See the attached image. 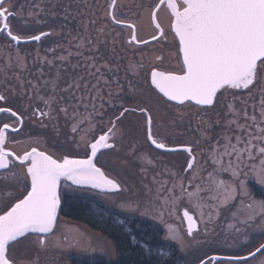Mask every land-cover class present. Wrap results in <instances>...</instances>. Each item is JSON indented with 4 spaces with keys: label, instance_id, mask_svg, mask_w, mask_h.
Wrapping results in <instances>:
<instances>
[{
    "label": "snow or ice",
    "instance_id": "obj_1",
    "mask_svg": "<svg viewBox=\"0 0 264 264\" xmlns=\"http://www.w3.org/2000/svg\"><path fill=\"white\" fill-rule=\"evenodd\" d=\"M57 9L65 21L81 13L86 20L67 47L57 44L43 55L37 49L29 59L21 48L54 35L34 26L56 17ZM17 19L21 30L14 32L10 21ZM144 20L148 38L139 36ZM124 29L127 46L140 53L128 60L125 76L143 79L146 88L131 82L125 88L119 78L123 56L116 47ZM0 35L8 41L0 46V105L13 96L26 101L16 110L0 106V264H57L53 252L87 251L84 234L63 230L60 219L63 208L86 193L120 197L122 213L162 223L166 216L180 219L183 208L185 230L165 223L164 238L181 251L220 224L196 264H264V242L246 254L213 248L220 236L229 248L241 238L251 247L255 233L264 236V0H106L100 19L88 0H77L75 8L62 0H26L19 7L0 0ZM186 108L197 110L199 138L177 142ZM207 113L215 117L204 119ZM26 115L41 127L47 120L58 134L64 121L63 155L42 150L38 145L46 141L39 139L16 150L19 142L9 131L18 134ZM136 115L143 122L126 123ZM104 116L107 125L98 132L97 118ZM141 131L154 151L183 153L185 163L161 168L135 143L122 153L124 141ZM119 223L126 227L125 219ZM128 234L153 255L152 247ZM156 254L168 251L157 247Z\"/></svg>",
    "mask_w": 264,
    "mask_h": 264
},
{
    "label": "rangeland",
    "instance_id": "obj_2",
    "mask_svg": "<svg viewBox=\"0 0 264 264\" xmlns=\"http://www.w3.org/2000/svg\"><path fill=\"white\" fill-rule=\"evenodd\" d=\"M95 1L98 4V6L102 12V8L106 4V0H95ZM127 2L133 3L132 0H127ZM137 2H139V0ZM97 4H96V6H97ZM128 18L134 19V17L131 15V13H129ZM140 23H141V29L140 30H143L142 32H140V34L141 35H149L151 28L148 26L147 20L141 21ZM123 31H126V34L123 35L124 38L126 39V37H128L129 30L124 29ZM117 33H120V31L118 30ZM3 45L4 44H2V42L0 41V46H3ZM140 86H143L146 88V85H144L143 83H139L138 87H140ZM14 98H15V96H14ZM136 116L138 118L137 121L143 122L142 116H139V115H136ZM207 117L208 118H214L215 114L210 113V114H208ZM156 119H157V117L154 116V120H156ZM107 121H108V119H105V118L99 119L98 118L97 119L98 126L100 127V126H102V124L107 125ZM129 121H136L135 117L134 116L128 117V121H126V123ZM43 123L48 124L49 126L48 127H41V122L36 121L35 123H31V124L27 123V125L30 126V130H29V127H26L24 130L20 131L18 134H15V135L9 134L11 140H15V141L19 142V143L15 144V148L17 151H20L23 148L28 147L32 143V141H35L37 139L42 140V141H46V143H42V144L38 145L42 148H47V150L49 148H51L52 150H54V153L56 151L58 152L60 150V149L57 150V149L53 148L50 145V141L52 140L54 142L57 139L56 141H60L61 143H63L65 140L64 136L58 135L60 137L59 138L56 134H53L55 132V130L52 128L51 124H49V122L47 120H44ZM181 123H179V124H181ZM178 125L175 129V131L177 133L176 141L179 139L180 140L186 139L188 137V134L191 135V138H193V140H196L199 138L198 135L196 136L192 133L193 130L191 128H189V127L188 128H183V127L178 128ZM136 136H137V140L135 139L133 142H130L128 139H126L124 141V147L121 150L122 153H123V151H125L124 153L127 152L129 143H135V146L137 149H139L143 152H146V153H151L153 156H155L158 159V161L160 162L161 168L166 166L168 168L175 167L176 169H179V167L185 163V159H186L185 154L176 153V154L161 155L158 151H154L153 148H151L149 146V144L146 143L143 131L139 132ZM56 137H58V138H56ZM35 146H37V145H35ZM61 151L62 152H58V153L60 155L64 154L63 150H61ZM59 154H56V155L59 156ZM99 160L101 163H105V162H108L110 160V158L109 157H100ZM113 166L115 167L116 165H113ZM137 170L138 169H132V171H137ZM110 174H112V173H110ZM248 186H249L250 190L257 196V198H260V196L257 193V189H254L255 186H253L252 183H249ZM99 201L102 203H105L106 205L110 206L112 209L115 210V209H119V204L121 203V198L116 197V196L100 197ZM182 210H183V208L178 210V213H177V216L181 217L180 219H178L177 217H171L170 218V217L166 216L164 218V221H165V223L175 224L183 232L186 228V224L182 220V214H181ZM189 211H192V209L189 208ZM128 214H130L132 216H136V217L139 216L140 218L147 219V220L149 219V220L155 222L156 224L160 225L162 227V229L164 230L163 238H165V236H166L165 223H162L159 220H155V219H152L149 217H144L143 215H141L139 213H128ZM61 222H62L61 228L63 230H65V231H79L80 233H83L84 236L86 237L87 241L89 242V247H88L87 251H81L79 249H73L71 251H65L63 253H61V252L51 253V256L56 259L57 264H85V262H87V261L96 262V261H100L102 259L110 260V259H115L117 257V252H115V246L112 244L110 239H108L107 237L105 238L99 232H96V231L94 232L92 229H90L84 223L82 224L80 222H76L74 220L67 219L65 217L61 218ZM211 227H213V226H210V228ZM214 227H215V232H210L207 237L201 235L199 237L200 243L196 244L192 248H186L183 251H181L180 246L177 245L175 242H173L174 244L177 245L180 252L186 256L187 264H196L197 257L199 255H201L202 250H205V251L207 250L208 246L204 243L205 240H216L217 239L216 233L221 231V225L217 224ZM202 228H203V224H201V229ZM255 236H256V239L251 241V245H252L251 247H245L244 246L245 242H244L243 238H241L239 243L237 244V246L233 247V248H229L227 246V244L224 242L225 237L220 236L218 238V240H219L218 246L213 245V248L216 251L225 252V253L232 252V253L246 254L247 251H249V250L254 251L255 246H258L259 242H264V236H261L259 233H255ZM167 242L171 243L170 241H167ZM71 255H72V257H71ZM258 256H259V254H258ZM253 264H255V261H253Z\"/></svg>",
    "mask_w": 264,
    "mask_h": 264
},
{
    "label": "trees",
    "instance_id": "obj_3",
    "mask_svg": "<svg viewBox=\"0 0 264 264\" xmlns=\"http://www.w3.org/2000/svg\"><path fill=\"white\" fill-rule=\"evenodd\" d=\"M195 129L196 127L192 133L197 136ZM254 189L257 187L255 186ZM257 193L259 195L258 191ZM62 215L67 219L86 224L94 232H99L110 239L115 246V252H117L115 259L87 261L85 264H113V262L117 264H187L186 256L180 252L177 245L163 238L164 230L160 225L149 219L122 213L120 209L114 210L98 199L83 195L70 201L63 208ZM122 219L126 220V227L120 226L119 221ZM128 229L141 245L147 244L153 248L152 256H147L141 247L132 244ZM157 247L167 249L168 254L163 257L156 254Z\"/></svg>",
    "mask_w": 264,
    "mask_h": 264
},
{
    "label": "flooded vegetation",
    "instance_id": "obj_4",
    "mask_svg": "<svg viewBox=\"0 0 264 264\" xmlns=\"http://www.w3.org/2000/svg\"><path fill=\"white\" fill-rule=\"evenodd\" d=\"M137 1L138 0H135V2H137ZM13 2L17 5V7H19L20 5L25 4L26 0H13ZM62 2L64 4H72L73 7L75 8V3L77 2V0H62ZM88 2L92 5V10L97 13V19H100L101 18V10H100L98 4L96 3V1L95 0H88ZM95 3L97 4V6ZM57 12H58V15L56 17L48 16V17L42 18V19H46L47 23H42L40 25L34 26V29L39 28L40 30H44V31H48L49 29H51V30H53L54 35L51 37L44 38L39 44L33 43V44H29V45H24L21 48V51L24 54L28 55L29 59H31V57L35 55L37 49L40 51V54L43 55V54H45V50L47 48L55 47L57 44L62 45L64 47H67L68 41L71 40L72 36L76 35V31L79 29L81 22L86 20V17L83 15V13H81L78 17L70 18L69 20L65 21L63 19V13L60 12L59 9H57ZM162 16H163V14H162ZM131 19H133V18H131ZM10 22H11V26L13 27L14 32L21 30L20 25H21L22 21L20 19L12 20ZM112 30L116 33L118 30L121 32V28L119 26H114ZM70 32H71V35H69ZM125 34H126V31H123L122 37L118 40L117 47H116V54L118 56H121V55L123 56V58L120 60L121 71L119 74V78L121 79V83L125 84V88H127V82H131L134 86H137V87H138L139 83H143L144 85H146L144 83L143 79L137 78L136 76H134L130 72L127 74V76H125V66H126L128 60H132V59L138 60L140 57L139 52H135L131 49L130 46H127L126 41H127L128 37H126V39H125L123 36ZM169 39H171V37H169ZM0 41L4 45H6L8 43V41L6 40V38L3 35H0ZM145 63H147V58L145 59ZM146 87H147V85H146ZM113 90L115 91V88ZM25 103H26V101L22 100L20 97L15 96V98H14V96H13L8 100V102L6 104H2L0 106L12 107L14 110H16V109L20 108ZM107 108H108V106L105 105V109H107ZM182 111H184L188 115L186 116L185 121H183L181 124L178 125V128L179 127H183V128L189 127L194 131V127H196L195 130H197L198 120L200 119V117L195 115L197 110L195 108H186V109H182ZM208 114H210V113H207V115L204 116V119H209L207 117ZM0 117H3V114H0ZM134 117H135V120L137 121L138 120L137 116H134ZM103 118L108 119V116H104ZM36 121H38V120L30 121L28 119V116L26 115L25 116V124H24V127L21 129V131L24 130L26 127H29V130H30V126H28L27 123L31 124V123H35ZM3 122L12 123L13 121L10 118H4ZM102 125H104V124H102ZM59 127H60L59 128L60 129L59 134L56 132L55 129H54L55 132L53 134H56L57 136L58 135L64 136V133L67 131V128L65 127L64 121L62 119L59 122ZM154 128H155V125H154ZM103 130L106 131V127ZM97 131L98 132L100 131L99 126L97 128ZM9 134L13 135L11 132ZM58 137H56V138H58ZM64 138H65V136H64ZM136 138H137V136L135 137V139ZM56 140L54 142L51 140L50 145L57 150L60 149L58 152H62L61 151L62 148H60V145L62 143L60 141H56ZM128 140L130 142L134 141V140H130V139H128ZM190 141H193V138H191V135H189V134H188V137L186 139L177 140V142H190ZM52 151L54 152V150H52ZM58 152L56 151L55 153L59 154ZM124 152L125 151H123V153ZM77 154L80 156H83V151L80 150ZM99 159H100V157H99ZM84 196L89 197L91 199L94 198V199H98V200L100 199V197H104V196H101V195H98L95 193H86V194H84Z\"/></svg>",
    "mask_w": 264,
    "mask_h": 264
},
{
    "label": "water",
    "instance_id": "obj_5",
    "mask_svg": "<svg viewBox=\"0 0 264 264\" xmlns=\"http://www.w3.org/2000/svg\"><path fill=\"white\" fill-rule=\"evenodd\" d=\"M161 19L163 20L164 19V16H162V14H161ZM140 32H142L141 30L139 31V36H141V37H143L144 36V38H148L149 37V35H141L140 34ZM150 32H151V29H150ZM147 36V37H146ZM9 132H11V131H9ZM35 146V145H34ZM40 147V146H39ZM42 150L44 149V148H42V147H40ZM48 151L49 152H51V153H54L50 148L48 149ZM108 151H110V150H108ZM55 154V153H54ZM56 155V154H55ZM58 156V155H57ZM59 156H60V154H59ZM110 174V173H109ZM111 175V174H110ZM258 255V254H257Z\"/></svg>",
    "mask_w": 264,
    "mask_h": 264
},
{
    "label": "bare ground",
    "instance_id": "obj_6",
    "mask_svg": "<svg viewBox=\"0 0 264 264\" xmlns=\"http://www.w3.org/2000/svg\"><path fill=\"white\" fill-rule=\"evenodd\" d=\"M141 31H143V30H141Z\"/></svg>",
    "mask_w": 264,
    "mask_h": 264
}]
</instances>
